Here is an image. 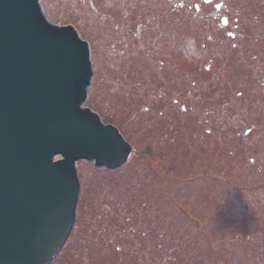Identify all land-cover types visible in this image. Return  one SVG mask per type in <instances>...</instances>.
<instances>
[{
	"label": "rangeland",
	"instance_id": "obj_1",
	"mask_svg": "<svg viewBox=\"0 0 264 264\" xmlns=\"http://www.w3.org/2000/svg\"><path fill=\"white\" fill-rule=\"evenodd\" d=\"M41 1L90 43L86 105L134 148L77 163L53 264H264V0Z\"/></svg>",
	"mask_w": 264,
	"mask_h": 264
},
{
	"label": "water",
	"instance_id": "obj_2",
	"mask_svg": "<svg viewBox=\"0 0 264 264\" xmlns=\"http://www.w3.org/2000/svg\"><path fill=\"white\" fill-rule=\"evenodd\" d=\"M46 16L41 0H0V264H52L76 222L77 162L115 169L133 153L85 105L87 39Z\"/></svg>",
	"mask_w": 264,
	"mask_h": 264
},
{
	"label": "clouds",
	"instance_id": "obj_3",
	"mask_svg": "<svg viewBox=\"0 0 264 264\" xmlns=\"http://www.w3.org/2000/svg\"><path fill=\"white\" fill-rule=\"evenodd\" d=\"M195 45H194V41L192 40V38H187L185 41V48L187 50H192L194 49Z\"/></svg>",
	"mask_w": 264,
	"mask_h": 264
},
{
	"label": "flooded vegetation",
	"instance_id": "obj_4",
	"mask_svg": "<svg viewBox=\"0 0 264 264\" xmlns=\"http://www.w3.org/2000/svg\"><path fill=\"white\" fill-rule=\"evenodd\" d=\"M208 5H211L212 3H213V0H204ZM216 6V9L218 10V11H220L221 10V8H222V6H219V5H215ZM196 11L198 12V13H200V8L198 7V6H196ZM222 21H224V19H222Z\"/></svg>",
	"mask_w": 264,
	"mask_h": 264
},
{
	"label": "bare ground",
	"instance_id": "obj_5",
	"mask_svg": "<svg viewBox=\"0 0 264 264\" xmlns=\"http://www.w3.org/2000/svg\"><path fill=\"white\" fill-rule=\"evenodd\" d=\"M83 191H85V188H84V185H83ZM83 191H82V194H83ZM82 194H81V197H82ZM80 203H81V200H80ZM81 206V205H80ZM78 220V219H77ZM78 222V221H77ZM76 227V226H75ZM75 229V228H74ZM74 231V230H73ZM73 233V232H72ZM72 235V234H71ZM71 237V236H70ZM69 240H70V238H69ZM69 240H68V242H69ZM68 242H67V244H68ZM67 244L65 245V247L67 246ZM65 247L63 248V250L65 249ZM62 250V251H63Z\"/></svg>",
	"mask_w": 264,
	"mask_h": 264
}]
</instances>
